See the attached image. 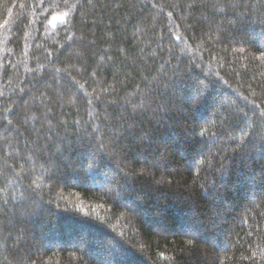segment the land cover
I'll list each match as a JSON object with an SVG mask.
<instances>
[{
	"label": "trees",
	"instance_id": "obj_1",
	"mask_svg": "<svg viewBox=\"0 0 264 264\" xmlns=\"http://www.w3.org/2000/svg\"><path fill=\"white\" fill-rule=\"evenodd\" d=\"M261 53L264 0H0V264H264Z\"/></svg>",
	"mask_w": 264,
	"mask_h": 264
},
{
	"label": "snow or ice",
	"instance_id": "obj_2",
	"mask_svg": "<svg viewBox=\"0 0 264 264\" xmlns=\"http://www.w3.org/2000/svg\"><path fill=\"white\" fill-rule=\"evenodd\" d=\"M64 15L66 16L67 13H65ZM55 20H56V17H53V23L55 22ZM60 20H61L62 22H64V16H61V17H60ZM177 39H179V37H177ZM261 56L264 57V53H261ZM201 135H203V133H201Z\"/></svg>",
	"mask_w": 264,
	"mask_h": 264
}]
</instances>
